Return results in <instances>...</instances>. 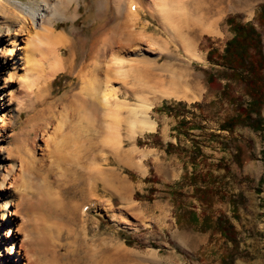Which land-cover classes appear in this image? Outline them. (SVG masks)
Returning <instances> with one entry per match:
<instances>
[{
  "label": "rangeland",
  "instance_id": "rangeland-1",
  "mask_svg": "<svg viewBox=\"0 0 264 264\" xmlns=\"http://www.w3.org/2000/svg\"><path fill=\"white\" fill-rule=\"evenodd\" d=\"M2 1L26 14L31 8L41 10L45 3L61 5L63 0ZM117 1L76 0L77 5L71 2L65 12L52 15L47 9L46 18L56 20L54 32L72 45L59 52L67 70L47 80V96L33 103L31 112L21 111L17 117L14 104L6 116L0 110L4 120L0 126L12 127L7 134L27 131L31 124L39 129L38 136H24L18 142L10 136L2 143L6 150L0 174L8 173L4 190L9 189L11 206L10 201L7 204L13 215L3 216L0 210V264H264V100L254 99L246 81L234 79L206 57L210 50L221 54L232 38L229 18L234 24L251 22L260 33L264 55V29L255 18L264 0H235L230 10L206 14L215 34L191 31L200 62L186 60L159 24L144 16V9L141 19L127 16L134 9L137 14L147 0H121L119 10ZM42 21L34 18L30 45H43L36 51V58L42 56L39 62L46 56L42 54L46 45L37 41L45 35L42 27H48ZM115 23L121 29L116 37L111 33ZM0 32L1 41L6 30ZM128 33L134 39L127 42ZM25 43L23 35L21 45ZM114 58L155 62L149 68L140 66L146 72L141 78L150 87L138 88L135 76L123 84L118 79L112 83L127 105L136 104L138 96L153 97L163 76L187 66L199 97L191 102L154 101L148 112L156 124L154 132L128 140L122 123L119 146L108 144V148L102 145L106 131L102 113L98 110L91 125L81 103L85 107L89 103L83 89L91 76L97 75L101 85L106 77L112 78L106 67ZM95 63L98 72L93 70ZM7 72L0 75L2 86ZM17 81L4 84L5 100L10 87L14 97L23 96ZM104 91L103 87L101 95ZM252 99L261 106L248 107ZM163 102L171 106L179 102V116L153 111ZM244 116L249 120L241 126ZM181 120L183 128L177 127ZM228 120L236 121L225 129ZM132 146L150 150L141 161L143 174L119 158ZM99 162L101 174L94 168ZM110 172L113 179L100 183V176L106 178Z\"/></svg>",
  "mask_w": 264,
  "mask_h": 264
},
{
  "label": "bare ground",
  "instance_id": "bare-ground-1",
  "mask_svg": "<svg viewBox=\"0 0 264 264\" xmlns=\"http://www.w3.org/2000/svg\"><path fill=\"white\" fill-rule=\"evenodd\" d=\"M119 1L121 0H118L116 4L117 10H119L121 6V2ZM71 2L76 3V0H63L61 2V5H58L56 3H45L41 10H33L31 8L30 12L25 14L22 11L21 7L10 3H4L2 0H0V30L3 28L6 30L4 38H2V40L0 41V43L3 45L0 48V75L7 72V69H9V67L11 69L7 72V79L4 80L3 86L0 85V110H2V116H6L9 111L13 110L11 104L15 105L14 111L17 112V117H19L21 111H25L26 113L31 112L33 103L39 101L42 97L46 98L47 95L45 93L48 82L47 80L52 78L55 74L67 70L62 64L64 62L60 58L59 52L61 49H69V47L71 48L72 45L71 43L68 44V41L65 40L63 36L57 35L56 32H54V29L56 27V20L50 21L46 18V14L44 13H47V9L51 10V15L65 12L67 10V5ZM235 2V0H147V2H145L144 4L142 3V8H139L137 10V14L135 13L134 9L131 12L128 11L127 16L132 19H141L139 12L141 9H144L143 12L146 13L144 16H149L159 24L168 41L175 44L177 50L186 60L200 62L202 59L196 52L192 43L194 37L191 36V31L195 33L200 31L201 33L206 35L215 34L213 21L209 20L208 15L211 12L222 13L230 10L235 7ZM206 14H208L207 17ZM34 18L44 20L42 22H45L48 26L47 28H43L42 26L44 24L42 23L43 25L41 27L45 32V35L44 33H40L43 36L37 37V41H40V39H42L43 44L46 45V51L44 48L45 46L42 47L44 49L42 54L46 53V56L43 57L44 60L41 62L38 61L41 55H37L38 58H36V51H38L37 48L41 45V43L38 47H35L33 45L30 46L35 35L32 29ZM28 19H31V21L28 22ZM127 25L129 26L128 23ZM127 25H124V27H127ZM129 27L132 28V24ZM126 30H128V28ZM119 32H121V29L119 28V25L115 23L113 28H111V33L115 34L116 37L118 36L116 34ZM31 34L34 35H32L31 37ZM23 35L26 36V43L24 45L25 47L21 45ZM119 36H121V34H119ZM125 37L124 39L127 42L132 40L131 38L134 39L132 33H128V37ZM31 38L32 40L30 42ZM115 39L116 42L117 40H119L118 38ZM147 39L151 41V37H148ZM124 41H122V43H124ZM104 44L106 43L104 42ZM91 49L92 48L90 47L88 50L89 53L91 52ZM99 53L101 54V48L96 50V56L100 55ZM107 63L109 67H106V70L111 73L108 74H110V77L112 78L106 77L108 79L105 78V82H103L101 85V82L96 79L98 77L97 75V77L91 76L92 80H89L90 82L86 83L87 85L83 89L84 94L87 97L86 99L90 98L89 103L86 102L87 107H85L83 103H80L83 105L82 107H84L83 116L87 119V122L90 123L91 121V125L95 122V114L98 113V110H100V112L102 113V121L104 122V127L106 129L102 138V145H105L108 148L109 145L114 148H117L119 146L120 139L117 132L122 123L125 125V137L128 140H132L136 135H140L142 133L154 132L156 124L148 116L149 110L152 108L153 104H155L154 101L161 98H172L176 101L183 100L191 102L199 97L197 82L195 81L194 76L186 69L188 67L187 64L184 63L183 66H187L185 67V69L183 67V69L179 68L180 70L178 68H175V70L170 69L171 73L169 72L170 74H168L167 76H163L162 87L156 91V94H154L153 97H147L145 95L138 96L136 97V104L127 105L125 104V102L119 100V94L113 87L112 83L118 79L123 84L125 83L124 80L126 78L130 76L133 78L135 76L137 78L136 86H138V88L147 87L149 85L145 83L141 78V74L146 72L145 70H141L140 66L147 65V68H149L150 66L154 65L155 62L114 58L110 60L111 64L109 62ZM10 64H12V66H10ZM93 70L95 72H98L100 70L99 66H94ZM13 80L17 81L18 84L21 83L23 87V90L21 91L23 92V96L20 95L21 98L19 96V99L15 94L16 96L14 97V94H12V91H14V89L12 90L13 87H10L8 100H5L4 84H8L10 86V82H13ZM103 87L105 91L101 95V89ZM2 121L4 120L0 119V122ZM7 123H10V121H8ZM7 123L4 122V125ZM105 123L107 124V126ZM57 125L60 127L59 123ZM8 129H10L12 132V127H9L8 125L0 126V159H2L1 155L6 150V148L2 146L5 138L13 136L11 140L14 142H18L17 140L24 138V136H26V138H30L31 136H38L36 134L39 131L37 125L35 124H31L29 130H20L15 135L7 134L6 131ZM149 152L150 150L148 149L140 150L137 149V147L132 146L128 150H125L123 153H121L119 158L124 157L125 166H136L135 168L142 170L140 171V173L143 174L144 168L141 165V161L149 154ZM100 165L101 162H99L98 165L94 168L98 172L100 171L101 174L102 168H100L99 170ZM104 179L106 183L110 182L113 179V175H111V172L106 178H102L101 175L99 180L100 183L103 182ZM7 180L8 173L0 174V191L4 192V194H0V199H4V201L1 203L2 205L0 207V210L3 212V216L6 217L13 215L10 208L11 198H9V189L4 190L5 186L9 184ZM102 186L104 185L102 184ZM122 186L123 184L121 185V188ZM83 197L84 199L85 197H87L86 184L85 196ZM7 201H10V206L7 204ZM18 205L19 204H17V206ZM129 205L131 206V204ZM80 206L81 204L78 206V208ZM134 208L131 207V210H133ZM138 214L141 215L140 211ZM142 224L143 226H147V223L145 221H143Z\"/></svg>",
  "mask_w": 264,
  "mask_h": 264
},
{
  "label": "trees",
  "instance_id": "trees-1",
  "mask_svg": "<svg viewBox=\"0 0 264 264\" xmlns=\"http://www.w3.org/2000/svg\"><path fill=\"white\" fill-rule=\"evenodd\" d=\"M255 18L259 21V25L264 29V4L259 6ZM227 22L229 23L231 33L233 34L232 38L226 42L221 54H217L214 50H210L206 56L207 60L215 66L230 71L231 75H234V79L238 78L246 81L247 88L252 93L254 99L263 101L264 77L262 72L264 70V55L261 50L260 33L253 27L251 22L234 24L232 18L227 19ZM213 54L216 57L215 60L212 59ZM259 101L255 102L252 99L248 103V107H260L261 103ZM180 106L181 104L179 102L175 103V106L163 102L160 107L154 108L153 111H167L168 113H173L175 116H179V112H181ZM247 117L244 116L243 119L241 118L242 120L239 125H245V120H249ZM234 121H226L223 124V127H226L225 129L231 128L230 124ZM184 126L185 122H183V120L177 124V127L179 128H183ZM223 129L221 128V130ZM137 143L139 144L138 141ZM168 146L169 145H167V148Z\"/></svg>",
  "mask_w": 264,
  "mask_h": 264
},
{
  "label": "crops",
  "instance_id": "crops-1",
  "mask_svg": "<svg viewBox=\"0 0 264 264\" xmlns=\"http://www.w3.org/2000/svg\"><path fill=\"white\" fill-rule=\"evenodd\" d=\"M163 142H164V143H166V142H167V140H164Z\"/></svg>",
  "mask_w": 264,
  "mask_h": 264
}]
</instances>
